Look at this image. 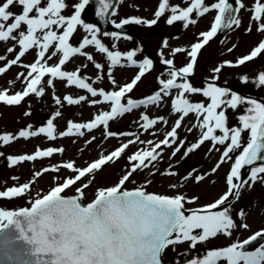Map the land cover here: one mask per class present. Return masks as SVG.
Listing matches in <instances>:
<instances>
[{
  "label": "snow or ice",
  "instance_id": "6c2138e0",
  "mask_svg": "<svg viewBox=\"0 0 264 264\" xmlns=\"http://www.w3.org/2000/svg\"><path fill=\"white\" fill-rule=\"evenodd\" d=\"M46 6L42 5V0H0V42L3 41H18L22 50L15 59L8 61V66L17 64L21 57L25 55L28 49L39 45L42 49L38 56L44 59L45 51L49 49L50 42L58 41L59 45L53 52L50 53L49 58L54 57L57 53L62 52L63 58L59 59L58 64L54 66H47V61L41 64L39 60L29 65H24L30 71L19 73L17 80L22 77L26 83L23 91H17L9 95L7 89L0 91V102L7 105H19L30 94L43 96L45 88L42 85V79L50 74L52 78H59L61 81L66 80V86L75 85L79 89L87 90L92 97L102 96L103 101L111 102L110 110H105L95 116V119L88 123H74L71 120L68 122L67 131L61 132L60 136L74 137L84 136V129L91 132L100 126L108 127L109 122H116V119L125 114L130 113L134 109L145 105L155 106L160 103L162 95L169 94L170 90H181L174 101V110L176 113H182L179 119L175 121L174 127L166 133V138L154 144L150 149H142L135 154L128 156L129 161L138 163L130 166V171L123 175L122 178L114 186L101 188L94 193V199L85 204L83 199L79 196L62 195L69 186L75 185L86 174L92 173L94 170H102V166H106L109 161L114 158H121L122 153L129 147L134 145L136 140L129 139L127 143H123L116 150L111 151L109 155H102L88 166L80 168L74 167V164L69 162L62 167L64 170L72 169L74 179H66L63 182L57 183L56 186L43 195L37 194L30 208H21L18 211H5L0 209V221L7 220V224L0 223V257L3 260L12 262V264H166L164 257L166 249L169 246H175L178 243L190 242L192 251L191 259L186 260V264H264V244H261L255 251L245 250L246 246L251 245L257 241L258 238H264V231H257L253 236L245 239L243 242L232 243L227 247H220L214 250H205L201 255L195 251L199 242H207L209 238H215L218 234L231 236L232 231L238 227L247 229L249 225L243 221L246 213L243 209L238 211V216L241 218L239 224L234 220L233 205L241 198V191L245 186L251 187L249 181L255 183L258 180L264 182V164L259 167H253L249 176V180H243L241 177V170L245 165H252L254 162L260 160L264 161V102H258L256 99H245L235 92L229 95V89L217 87L215 84H209L207 88L203 89V96L210 98L211 103L205 107L203 103H192L189 99L184 98L185 93H201L202 89L194 87L191 83L177 82V76L187 78L188 74L192 73L194 66L197 63V55L200 50L214 37L218 31L224 29H231L233 25L239 26L241 21L234 15L232 3L229 0H218L216 3L208 4L206 0H190V6L181 7L180 5L172 4L171 0H160L158 10L155 12L157 19L164 17L166 14L170 18L166 20L168 25L174 22H184L183 27L187 28L189 25L197 23L196 19L191 18L195 12L197 15L203 17L211 9H216L218 14L211 26L210 31L200 33L202 42L193 43L187 55L191 58L186 66L180 67L178 70H170L169 76L171 78L164 80L160 79L161 85L159 91L154 92L140 100L131 98L126 99V103H122V99L126 97V93H131L138 81L145 75V72L153 67L152 59H143L139 61V74L135 76L130 83H124L119 87L118 91L107 92L104 89L97 90L90 83L85 82V79L78 75V71L61 70V66L69 60V57L74 53L81 52L85 45H95L100 53H106L108 60L112 65H119L122 56H126L127 61L131 65H137L135 51L121 52L110 51L109 47L97 38L96 33L100 30L93 24L85 23L81 19V13L85 10V6L89 4V0H80L73 5L66 4V0H45ZM101 9L99 15L105 16L108 9L112 8L111 0H100ZM18 6L21 8L19 14L13 13L10 10L11 6ZM66 6H73L75 9L74 15L65 17L61 14V10ZM238 7L243 8V4L238 3ZM157 19L150 21L141 20L137 17L131 19H124L116 24V28H122L130 23L155 25ZM255 21L264 20V3L256 0L254 6ZM9 21H11L9 23ZM66 22V30L62 35H58L51 30L53 26L59 25L64 27ZM77 25L83 27L92 33L91 38L85 37L83 42L78 47H73L69 43V37L76 31ZM22 26H26V30H22ZM19 30V31H18ZM47 30V31H44ZM258 30L264 32V23L258 24ZM41 31L43 44L40 43V38L36 35ZM251 31V26L249 27ZM105 36H118L116 32H105ZM164 45L168 42L165 40ZM9 52L14 51L13 48L7 49ZM183 48H176L173 55L176 53H184ZM231 52V49H229ZM264 52V42L255 47L250 54L244 55L237 60V64L244 65L246 61H252ZM162 55V53H161ZM5 59L0 56V60ZM87 59L91 61L92 55H88ZM163 63L172 65V59H165ZM231 63V62H226ZM223 65H221L222 67ZM95 67L101 69L103 65L96 63ZM6 69L0 67V73L5 72ZM220 71V67L215 69ZM36 74V75H33ZM245 81L249 77H243ZM12 82L10 81L9 84ZM48 85L53 86V80H48ZM115 83V80H113ZM257 83L264 86V71H260L257 77ZM85 95H78V98H73V95H66L63 100L67 105H79L86 101ZM56 103H62L59 97L56 98ZM93 105L100 104V100L93 99ZM225 105L232 109L238 106L245 105V114L240 116L242 127L229 129L225 126L226 116L225 111L217 112V109ZM195 111L197 113H206L205 118L201 123V127L206 128L202 133V139L198 143L191 144L187 147L185 155L193 153L195 149L199 148L205 141H215L217 145H224L230 139L231 143L227 145L226 150L221 157V163L224 158L229 157V153L241 147V137L245 130H250V139L247 146L243 148V152L236 157L234 166L231 168L230 175L227 176L228 191L222 194L214 202L205 205L202 208H185V202H195L199 200L198 196H192L190 199L184 194H177L175 196L155 194L146 191L145 185L128 190L126 182H132L130 177L137 172L138 169H153L155 162L159 159L158 149L161 145L172 147L176 143L177 129L181 127V120L186 117L189 112ZM31 115V113H26ZM62 113L57 111L56 117H61ZM163 117L150 118L145 114L143 120L146 122L140 125L145 130L151 129L158 121H162ZM222 129L221 135H214L216 130ZM188 131H192L191 128ZM231 132V135L229 133ZM56 126L52 119H48L46 126H40L33 130L32 125L19 130L18 137L28 138L37 137L45 134L50 141L57 139ZM118 133L107 131L104 135L106 137H114ZM122 136H132L134 133L123 132L119 133ZM11 133L5 132L0 135V145H9L11 141L16 139ZM171 138V141L170 139ZM96 137H92L87 143L91 144ZM139 139V136L136 137ZM141 143H145L141 141ZM152 145V141H147ZM185 147L183 141H180L179 146L175 147L171 153L175 156ZM65 149L61 147H48L45 150L39 148L33 154L23 155H7L0 151V157H5L9 166L18 165L22 161H36L38 158L51 157L54 153H62ZM147 161V163H146ZM220 167L218 163L216 167L211 170L214 173ZM49 171L55 173L57 167L52 169L47 167L41 171L33 173V184L38 182L35 178H42L43 174ZM157 171H159L157 169ZM211 173H198L194 177L192 173H188L182 179L184 181L194 180L195 183H201ZM156 173L153 172L152 175ZM161 175H177L176 172H165ZM62 179V178H61ZM147 179V177H146ZM13 181L17 177H12ZM234 180L236 182H234ZM93 181H89L92 183ZM153 181L148 180L150 185ZM30 183L26 182L22 186L6 187L5 190H0V198H14L21 197L30 189ZM179 186L178 183H173L170 187L175 189ZM88 188V184L84 185ZM79 191V189H78ZM86 199V194H82ZM135 210V219L129 221L122 209ZM222 208V211H213L214 209ZM190 212V215L185 213ZM58 213L66 215H73L77 218V222L67 227L57 225L55 216ZM53 217L49 222V227L45 229L43 236L39 232V226L42 222ZM113 217L114 222L108 224V218ZM89 220H95V223L88 225ZM82 221V222H81ZM9 226H14L18 235H13L11 232H5L4 229ZM194 230H200L195 232ZM65 231H69L70 235H76L78 239L75 241L64 238ZM23 241L21 244L20 242Z\"/></svg>",
  "mask_w": 264,
  "mask_h": 264
},
{
  "label": "rangeland",
  "instance_id": "374dc122",
  "mask_svg": "<svg viewBox=\"0 0 264 264\" xmlns=\"http://www.w3.org/2000/svg\"><path fill=\"white\" fill-rule=\"evenodd\" d=\"M237 6L236 17L240 19L239 26L233 25L228 29L223 37L217 33L198 53L197 63L193 68L192 73L188 74L187 78L177 76V82H188L194 87L202 89L201 93H185V97L192 103H203L207 107L211 103V99L204 97L203 89L208 85L215 84L217 87L229 89V95L235 92L237 95L243 96L247 99H256L258 102H264V86L257 83V77L260 71H264V52L252 61H246L244 65L237 64V60L244 55H248L258 47L260 43L264 42V32L258 30V24L264 23L262 21H255L254 6L256 0H230ZM80 0H66V4L73 5ZM218 0H206V3H216ZM264 3V0H260ZM160 0H119L116 8L111 15V21L121 22L124 19H131L132 17L140 18L141 20L150 21L157 19L155 12L158 10ZM171 3L180 5L181 7L190 6V0H171ZM243 4L244 7H238ZM46 6L45 0H42V5ZM73 6H66L61 10V14L65 17L74 15L75 9ZM10 10L13 13L19 14L21 8L18 6H11ZM81 15V19L88 24H93L100 31L96 33L98 39L103 44L109 47L110 51H135L137 65L133 66L127 61L126 56H122L119 65H112L108 60L106 53H100L95 45H85L81 52L74 53L61 66V70L65 71H78L83 72L87 79L85 82L90 83L97 90L104 89L107 92L118 91L119 87L124 83H130L136 75L139 74V61L143 59H152L153 67L145 72L141 81L137 82L131 93H126V97L122 99V103H126L127 98L140 100L148 95L154 94L159 91L161 85L160 79L167 80L170 70H178L190 62V57L187 51H190L193 43L202 42L200 37L201 32L210 31L211 26L215 21L218 14L216 9H211L205 13L203 17L197 15L195 12L192 14L193 19L197 23L189 25L187 28L183 27L184 22H174L168 25L166 20L170 18L169 14L157 19L155 25L146 23L136 24L130 23L128 26L132 29L131 35L118 34V36H105L103 33H111V30L102 29L94 17H87L88 5L85 6ZM11 21H9L10 23ZM251 26V31L249 27ZM22 30H26V26H22ZM58 35H62L66 30V22L64 27L55 25L52 27ZM19 31V30H18ZM47 31V30H44ZM42 32L38 31L36 35L40 38V43L43 44ZM92 33L87 31L83 25H77L76 31L69 37V43L73 47H78L85 37L91 38ZM167 40V46L164 41ZM59 44L58 41H56ZM55 46V45H54ZM11 47L14 51L9 52L7 49ZM57 47L55 46V49ZM176 48H183L184 53L173 52ZM50 44L49 49L45 51L44 59H40L38 53L42 50L39 45L33 46L28 49L23 57L17 64L8 66V61L15 59L22 50L18 41H3L0 42V56L5 59L0 60V67L6 69L5 72L0 73V91L7 89L8 94H14L17 91H23L26 87L23 77L18 81L17 76L19 73L30 71L24 65L35 63L37 60L41 64L47 61V66L51 67L58 64L59 59L63 58L62 52L57 53L56 56L49 58L50 53L55 50ZM231 49V52H229ZM162 53V55H161ZM88 55H92L93 59L89 61ZM165 59H172V65L163 63ZM231 62V63H226ZM96 63H101L103 67L97 69ZM221 65H223L221 67ZM220 67V71L216 72L215 69ZM36 75V74H33ZM249 77L247 81L243 77ZM53 80V86L48 85V80ZM115 80V83H113ZM12 82L9 84V82ZM45 88V94L38 96L30 94L19 105H7L0 102V135L5 132L11 133L17 137L10 142L9 145H0V151L7 155H23L33 154L37 148L45 150L48 147H61L65 151L62 153H54L51 157L38 158L36 161H22L18 165L9 166L5 157H0V190H5L6 187H19L24 183L29 182L30 189L21 197L14 198H0V209L5 211H17L21 208L31 207L37 194H46L51 187L56 186L57 183L63 182L66 179H74L78 173H74L72 169L64 170L63 165L66 163H73L74 167H86L102 155H109L111 151L116 150L123 143H127L129 139L136 140L134 145L129 147L122 153L121 158H114L109 161L106 166H102V170H94L92 173L86 174L75 185L69 186V189L63 194L79 193L84 203L90 202L94 199V193L98 192L101 188L114 186L123 175L130 171L132 164L138 163L129 161L128 156L135 154L142 149H150L155 143L164 140L166 133L175 125V121L182 116V113H176L174 110V101L179 95L181 90L172 89L169 94L162 95L160 103L155 106L145 105L140 108L134 109L128 114L123 115L116 119V122H109L107 128L100 126L97 129L89 132L84 129V136L63 137L60 136L61 132L67 131L68 122L71 120L74 123H88L95 119V116L105 110H110L111 102L103 101L102 96L92 97L87 90L79 89L78 86H66V80L61 81L59 78H52L47 74L42 79V85ZM66 95H73V98H78V95H85L86 101L81 102L79 105H67L63 97ZM59 97L62 101L61 104L56 103V98ZM93 99L100 100L101 103L93 105ZM225 111L226 123L225 126L229 129L242 127L240 116L245 114V105L238 106L235 109L221 105L219 111ZM60 111L61 117H56L55 113ZM31 113V115H26ZM147 114L150 118L163 117L162 121H158L151 129L145 130L140 125L146 123L143 116ZM206 113H197L195 111L181 120V127L177 129L176 143L172 147L161 145L157 150L159 159L155 162L153 169H138L130 180L126 182L127 189H134L141 185H145L146 190L161 195L175 196L177 194H184L187 198L198 196L199 200L195 202H185V208H202L205 205L214 202L222 194L228 191L227 176L231 173V168L234 166L235 159L243 152V148L247 146L250 139V130H245L241 137V147L229 153V157L224 158L221 163V157L228 144L231 143L230 139L224 145H217L215 141H205L199 148L195 149L193 153L185 155L187 147L193 143H198L202 139V133L206 128L201 127V123L205 118ZM48 119H52L56 126L55 141H50L45 134L37 137H18L19 130L26 128L28 125L33 126V130L40 126H46ZM191 128L192 131H188ZM107 131L117 132L114 137H106L104 134ZM129 132L134 133L132 136H122L119 133ZM214 135H221L222 129L216 130ZM231 135V132L229 133ZM139 136L137 140L136 137ZM96 137L91 144L87 142ZM171 141V138H169ZM144 141L145 143H141ZM147 141H152L153 144L149 145ZM180 141H183L185 147L175 156L171 153L175 147L179 146ZM147 163V161H146ZM220 167L214 173L211 170L217 164ZM264 164V161H256L254 164L249 165L247 173L241 172L243 180H249L251 169L259 167ZM53 166L57 167L55 173L49 171L43 174L42 178H35L38 182L33 184V173L41 171L47 167L52 169ZM157 169L159 171H157ZM176 172L177 175H161L165 172ZM155 172V175L152 173ZM192 173L193 177L198 173L209 172L201 183L197 184L194 180L184 181L182 178L188 173ZM264 176V174H259ZM12 177H17L16 181ZM147 177V179H146ZM62 178V179H61ZM93 181L89 183V181ZM151 180L153 183L147 184ZM234 182H236L234 180ZM173 183H178L179 186L175 189L170 186ZM88 184L85 189L84 185ZM251 187L245 186L241 191V198L233 205V216L237 224L240 223L241 218L238 216V211L243 209L246 213L243 221L249 225L247 229L238 227L232 231L231 236L218 234L215 238H209L207 242H199L195 251L201 255L205 250H214L220 247L230 246L232 243L243 242L245 239L253 236L257 231H264V182L257 181L255 183L249 181ZM79 189V191H78ZM82 194H86V199ZM222 208L214 209L213 211H222ZM191 213L189 212V215ZM7 220H2L0 223L5 224ZM199 232L200 230H194ZM264 244V238L260 240L253 247L246 248L247 251H255L257 247ZM192 251L190 242L178 243L175 246H169L166 249L164 260L166 264H186L187 259H191ZM226 264V262H220Z\"/></svg>",
  "mask_w": 264,
  "mask_h": 264
},
{
  "label": "clouds",
  "instance_id": "9594fccd",
  "mask_svg": "<svg viewBox=\"0 0 264 264\" xmlns=\"http://www.w3.org/2000/svg\"><path fill=\"white\" fill-rule=\"evenodd\" d=\"M123 213L126 215L127 219L131 222L135 219V210L133 209H128V208H125V209H122ZM55 222L57 223V225H61V226H69V225H72L74 223L77 222V218L73 215H66L64 213H58L56 216H55ZM114 219L113 217H109L108 218V224H112L114 222ZM53 220V217H49L47 221L45 222H42L39 226V232L41 233V235L43 236L44 234V231L46 228H48L50 225H49V222ZM82 222V221H81ZM95 223V220H89L88 221V225H92ZM64 238H68V239H71L73 241H75L76 239H78V237L76 235H70L69 234V231H65L64 233Z\"/></svg>",
  "mask_w": 264,
  "mask_h": 264
},
{
  "label": "water",
  "instance_id": "95a60500",
  "mask_svg": "<svg viewBox=\"0 0 264 264\" xmlns=\"http://www.w3.org/2000/svg\"><path fill=\"white\" fill-rule=\"evenodd\" d=\"M117 0H111L112 3V8L108 9V13L105 16H101L99 15L100 9H101V3L100 0H91V3L93 5V9H94V14L95 17L97 18L99 24L102 26V28L104 29H115V30H119L121 32H128L131 33V30L129 29V27L127 26H123L122 28H116V24H112L110 22V15L111 12L113 11L115 5H116ZM234 9V15H235V7L233 6ZM227 29H224L222 31H219L220 35L222 36L224 34V32ZM76 196H79L78 194H76ZM187 215V213H185ZM5 232H11L13 235H18V233L16 232L14 226H9L8 228L4 229ZM21 244L23 243V241L20 242ZM0 264H12V262L7 261V260H3L2 257H0Z\"/></svg>",
  "mask_w": 264,
  "mask_h": 264
},
{
  "label": "bare ground",
  "instance_id": "6f19581e",
  "mask_svg": "<svg viewBox=\"0 0 264 264\" xmlns=\"http://www.w3.org/2000/svg\"><path fill=\"white\" fill-rule=\"evenodd\" d=\"M50 44H52V47L54 49H55V46L58 48V45H59L56 43V41H52V42H50ZM121 62H124V61H121ZM248 170H249V165H245L244 168L241 170V172L245 174V173H247Z\"/></svg>",
  "mask_w": 264,
  "mask_h": 264
},
{
  "label": "trees",
  "instance_id": "16d2710c",
  "mask_svg": "<svg viewBox=\"0 0 264 264\" xmlns=\"http://www.w3.org/2000/svg\"><path fill=\"white\" fill-rule=\"evenodd\" d=\"M92 16V9L91 6H88V17Z\"/></svg>",
  "mask_w": 264,
  "mask_h": 264
}]
</instances>
